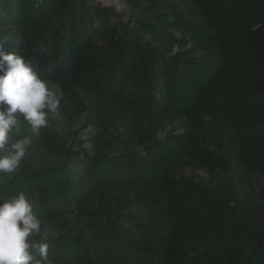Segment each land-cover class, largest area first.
Masks as SVG:
<instances>
[{
  "label": "trees",
  "instance_id": "16d2710c",
  "mask_svg": "<svg viewBox=\"0 0 264 264\" xmlns=\"http://www.w3.org/2000/svg\"><path fill=\"white\" fill-rule=\"evenodd\" d=\"M127 1L123 22L92 0H0V50L87 133L19 116L9 143L31 144L0 202L25 194L50 264H264V0Z\"/></svg>",
  "mask_w": 264,
  "mask_h": 264
},
{
  "label": "clouds",
  "instance_id": "9594fccd",
  "mask_svg": "<svg viewBox=\"0 0 264 264\" xmlns=\"http://www.w3.org/2000/svg\"><path fill=\"white\" fill-rule=\"evenodd\" d=\"M59 104L56 93L30 62L0 50V174L14 172L31 144L28 136L9 143L10 133L20 123L18 117L39 135ZM40 228L41 221L23 192L0 202V264H50L48 244L30 240ZM33 250L38 251L39 260L34 259Z\"/></svg>",
  "mask_w": 264,
  "mask_h": 264
},
{
  "label": "rangeland",
  "instance_id": "374dc122",
  "mask_svg": "<svg viewBox=\"0 0 264 264\" xmlns=\"http://www.w3.org/2000/svg\"><path fill=\"white\" fill-rule=\"evenodd\" d=\"M94 5H99L102 7H113L122 14L123 22H127L130 19L131 7L127 0H92ZM66 103H70L66 100ZM51 122H56L62 127L65 124H69L72 127L73 132H75L74 138L76 141H85L86 140V122L84 115L78 116L75 115L73 119H68V117L62 112L58 107L55 112L52 113ZM69 122V123H68ZM84 147H87L84 142Z\"/></svg>",
  "mask_w": 264,
  "mask_h": 264
}]
</instances>
